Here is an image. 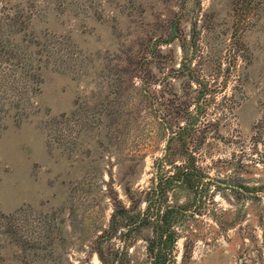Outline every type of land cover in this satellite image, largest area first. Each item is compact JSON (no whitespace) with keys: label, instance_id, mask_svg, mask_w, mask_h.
<instances>
[{"label":"rangeland","instance_id":"374dc122","mask_svg":"<svg viewBox=\"0 0 264 264\" xmlns=\"http://www.w3.org/2000/svg\"><path fill=\"white\" fill-rule=\"evenodd\" d=\"M178 64L175 89L200 78L203 178L200 196L169 191L184 208L174 264H263L264 0H0V264H100L113 198L143 196L170 135L172 96L146 84ZM149 232L131 233L124 264H147Z\"/></svg>","mask_w":264,"mask_h":264},{"label":"trees","instance_id":"16d2710c","mask_svg":"<svg viewBox=\"0 0 264 264\" xmlns=\"http://www.w3.org/2000/svg\"><path fill=\"white\" fill-rule=\"evenodd\" d=\"M160 53L158 45L155 53L150 56L156 58V55H160ZM126 64L133 67L130 70L124 69L123 72L135 69L139 77L142 68L138 60L134 61L133 58L128 57ZM183 67V64H178L176 68L173 65L156 66L159 74L152 75L151 80L146 84L152 88V95L157 99L164 98V94L172 96L164 98L171 103L169 105L170 115L168 119L161 118L163 129L168 130L170 135L166 138L160 155L152 160L151 166L154 172L151 173L149 179L150 185L142 192L143 196L139 195L142 190L137 195L130 188L124 187V194L129 202L128 206L126 207L116 195L113 198L109 223L98 236H95L94 241L93 251L100 264H124L122 255L124 256V253L127 252V246L130 244L128 239L132 237L131 233L145 227L150 228L149 234L144 238L147 264H174L172 246L176 235L173 224L176 223L178 214H182L184 208L176 200L167 199L169 191L173 188L189 189L193 187L194 195L198 193L200 196V191L197 189H201L200 181L203 178L200 175V168L194 164L197 156H195L194 147L190 144L192 130L200 128V120L195 118L197 115L191 116L189 112L190 101L200 97V78L187 70L188 73L184 74L178 89H175L172 81L181 77L179 75L182 74L179 72ZM164 87L168 88L167 91ZM175 100H178L179 103H174ZM165 165L176 168L175 174H168V171L163 170ZM209 181L216 185L223 184V182L213 179H209ZM224 186L245 190L243 186L226 183ZM141 202H143V207L139 206ZM117 232L122 242L117 245L106 244L101 250L103 242L110 241ZM248 260L252 264L257 261L253 258ZM260 263L264 264V261H260Z\"/></svg>","mask_w":264,"mask_h":264}]
</instances>
